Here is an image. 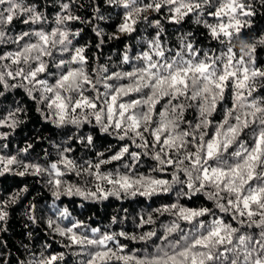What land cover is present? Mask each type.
<instances>
[{"label":"snow or ice","instance_id":"6c2138e0","mask_svg":"<svg viewBox=\"0 0 264 264\" xmlns=\"http://www.w3.org/2000/svg\"><path fill=\"white\" fill-rule=\"evenodd\" d=\"M102 5L120 10L116 31L122 35H132L141 23L156 29L135 56L125 47L121 70L97 65L89 71L90 45L74 43L84 30L74 24L110 19ZM49 7L55 9L51 17ZM86 8L93 10L90 18L79 14ZM262 8L264 0H43V4L0 0V97L22 88L39 105L41 116L56 127H79L94 120L101 132L128 141L107 159L98 153L95 163L79 166L65 155L72 151L70 147L47 165L25 162L18 157L33 147L27 144L17 155L0 154V175L17 166L22 170L14 174L21 177L47 176L56 200L61 196L120 199L122 194L151 199L179 185L178 195L191 199L202 194L212 203V207L192 208L174 202L154 209L176 217L164 227L163 236L156 230L137 236L124 230L89 229L83 221L71 220L67 207L56 209V218H49L47 226L62 238L61 247L78 249L73 255L87 257L79 264H264V96L259 95L264 90V66L258 65L256 56L257 49L264 47V33L251 42L244 39ZM165 10L162 18L171 24L181 25L188 17L202 24L210 40L222 46L219 54L197 47L191 32L177 38L178 47H169L161 21L146 14ZM17 23L24 26L19 32ZM92 31L99 49L104 30L97 24ZM237 40L239 54L234 50ZM9 45L15 47L7 50ZM123 65L131 70H123ZM229 95L230 107L224 105ZM222 107V118L216 120ZM23 111L9 110L0 117V127L15 130L21 123L17 114ZM190 111L192 120L186 116ZM8 135L0 133V139ZM86 140L89 145L94 142L91 135ZM145 156L156 164L150 174H138L135 169ZM125 159L131 161L123 165L126 172L101 171L103 165ZM72 173L83 185L63 179ZM151 173L170 175V179ZM89 183L94 190L86 187ZM27 191L25 187L8 201H0V223H7V205ZM35 213L33 204L26 212L32 223L37 222ZM205 217L211 219H201ZM179 221L192 228L183 232ZM117 222L113 217L112 223ZM154 223L149 213L140 217L137 227ZM177 232H183L179 240L168 239ZM153 238L162 243L155 244ZM121 239L151 242L154 250L129 252ZM5 247L0 244V264H11L3 259ZM50 247L44 244L39 255L33 253L20 264H66V252H49Z\"/></svg>","mask_w":264,"mask_h":264},{"label":"trees","instance_id":"16d2710c","mask_svg":"<svg viewBox=\"0 0 264 264\" xmlns=\"http://www.w3.org/2000/svg\"><path fill=\"white\" fill-rule=\"evenodd\" d=\"M43 4V0H38ZM87 3V0H84ZM259 7V6H258ZM102 10L106 16H110L109 20L94 21L93 24H74V28H83V32L74 43L77 45H90L87 55L90 58L89 71L97 65H104L110 71L121 70V57L127 46L135 56L138 52L146 48V41L150 39L156 29L141 23L137 26V31L132 35H122L116 31L117 25L121 22L120 15L117 13L120 10L109 8L102 5ZM48 15H54L55 9L49 7L47 9ZM79 14L85 18H90L93 15L91 8L80 9ZM150 19L155 21L159 19L165 29L163 39L168 42V46L175 49L178 47L177 38L181 34L188 32L192 33V39L196 46L205 50H214L217 54L221 51L222 46L217 42L211 41L208 37L207 30L202 24H196L192 17H188L181 25H174L163 19L166 10L162 14L146 13ZM210 19V18H209ZM99 25L104 30V44L97 49L96 45L99 43L92 28ZM24 26L17 23L15 31L19 32ZM264 33V8L260 9L257 15L253 18V25L250 30H245L244 39L251 42L252 37H258ZM118 36L119 39H109V36ZM235 51L239 54L240 41H235ZM15 45L7 46V50L14 48ZM226 50V49H225ZM257 63L264 66V47L257 49ZM98 57V59H97ZM123 70H131L129 65H123ZM13 83L14 81H9ZM0 90H3L0 88ZM259 95L264 96V90L259 92ZM225 106H231V98L226 99ZM16 107L22 108L24 111L17 114V119L21 123L15 130L0 127V133H8L6 140L0 139V145L7 144V149L0 148V154L3 155H17L20 149L26 147L27 144H32V148L27 153H19V159L25 162H38L42 165H47L59 159V154L65 148H71V152L65 153L70 159L74 160L79 165H86V162L91 161L95 163L98 160V153H104V159H107L115 151L118 150L121 144L128 143V141H118L114 136L101 132L98 125L93 120L92 123H83L79 127L75 125H65L63 127H56L50 121H46L37 111L39 105L32 101L22 88L12 89L6 93L5 97H0V117L7 114L9 110H14ZM223 107L221 112L216 114L215 119L222 118ZM187 119L192 120L194 113L186 114ZM91 135L93 137V144L87 143L86 137ZM80 137L85 139L81 142ZM133 150H137L134 149ZM138 151V150H137ZM124 163H131L130 160L113 162L112 164L103 165L102 172H115L117 169L121 172H126L127 169L123 167ZM156 162L149 157H142L139 166L135 169L138 174H150V170L155 166ZM21 168L13 166L12 172H6L0 175V201H8L9 197L19 193L21 189L27 187L28 191L20 195L16 203H9L7 211L9 216L7 223H0V227H6L7 231H0V244H6L3 248V259L10 260L11 264H20V261H29L31 255L34 253L39 255L44 244L51 245L49 252H66V264H79L81 260L87 259L86 256H75L73 252L78 249H64L61 247L62 238L51 232L47 226L49 218L55 219L56 209L68 208L71 220L83 221L84 224L90 228H99L101 232L120 231L124 230L131 235L139 236L143 232L149 230H156L158 235H164V227L176 220L175 216L165 213L160 215L153 210L171 203H179L187 207H212V203L207 201L204 196H193L191 199L178 195L180 186L174 187V190L168 194H161L154 196L151 199L145 197H124L121 195L120 199L115 196H110L106 200H86L80 196H61L56 200L52 194L46 181L47 176L34 177L31 175L19 176L14 174L21 171ZM63 170V168H62ZM155 176H162V178L170 179V175L163 176L160 173H151ZM66 181L73 184H81L83 182L75 176L74 173L63 177ZM109 187L108 185H105ZM86 187L92 188L89 183ZM36 205L37 222L32 223L26 212L31 205ZM151 213L155 221L154 224L144 225L142 228L137 227L140 217L147 218ZM219 214V213H218ZM117 218V223H112V218ZM210 220L211 217L201 218ZM67 224L68 221L63 222ZM180 228L183 232H188L192 225L184 221H179ZM183 232L173 233L168 239L171 241L179 240ZM29 233L32 236L29 237ZM89 235L91 233L89 232ZM155 244L162 242L153 238ZM66 242V241H65ZM111 243V242H110ZM121 243L128 245L126 251L147 248L149 252L154 250V244L151 242L145 244L143 242H135L131 240L121 239ZM143 254V253H140Z\"/></svg>","mask_w":264,"mask_h":264}]
</instances>
